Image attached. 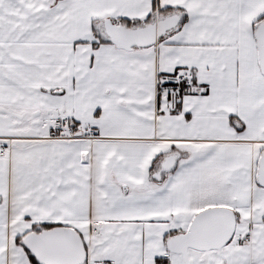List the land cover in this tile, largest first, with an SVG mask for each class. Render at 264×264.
<instances>
[{"label": "snow or ice", "instance_id": "1", "mask_svg": "<svg viewBox=\"0 0 264 264\" xmlns=\"http://www.w3.org/2000/svg\"><path fill=\"white\" fill-rule=\"evenodd\" d=\"M0 264H264V0H0Z\"/></svg>", "mask_w": 264, "mask_h": 264}]
</instances>
